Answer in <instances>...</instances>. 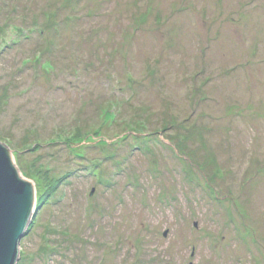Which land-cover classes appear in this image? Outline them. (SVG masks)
Returning <instances> with one entry per match:
<instances>
[{"label": "rangeland", "instance_id": "rangeland-1", "mask_svg": "<svg viewBox=\"0 0 264 264\" xmlns=\"http://www.w3.org/2000/svg\"><path fill=\"white\" fill-rule=\"evenodd\" d=\"M0 142L17 264H264V0H0Z\"/></svg>", "mask_w": 264, "mask_h": 264}, {"label": "water", "instance_id": "water-1", "mask_svg": "<svg viewBox=\"0 0 264 264\" xmlns=\"http://www.w3.org/2000/svg\"><path fill=\"white\" fill-rule=\"evenodd\" d=\"M35 201L32 184L21 178L9 149L0 142V264H17Z\"/></svg>", "mask_w": 264, "mask_h": 264}]
</instances>
